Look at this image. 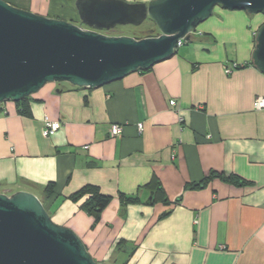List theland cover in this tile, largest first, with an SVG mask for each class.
Instances as JSON below:
<instances>
[{"label": "crops", "instance_id": "0c3cea01", "mask_svg": "<svg viewBox=\"0 0 264 264\" xmlns=\"http://www.w3.org/2000/svg\"><path fill=\"white\" fill-rule=\"evenodd\" d=\"M2 1L79 25L76 0ZM262 24L261 14L215 8L202 36L147 71L100 88L46 84L27 99L28 116L1 104L0 193L34 194L98 263L264 264V109L253 108L264 75L251 64ZM45 116L61 125L49 138ZM86 185L111 197L94 227L70 200Z\"/></svg>", "mask_w": 264, "mask_h": 264}, {"label": "water", "instance_id": "95a60500", "mask_svg": "<svg viewBox=\"0 0 264 264\" xmlns=\"http://www.w3.org/2000/svg\"><path fill=\"white\" fill-rule=\"evenodd\" d=\"M79 25L18 9L0 0V105L17 103L46 84L100 88L173 57L179 40L215 8L264 16V0H76ZM154 25L147 36H111L115 28ZM252 66L264 75V24L255 34ZM0 264H108L55 224L32 193H0Z\"/></svg>", "mask_w": 264, "mask_h": 264}, {"label": "trees", "instance_id": "16d2710c", "mask_svg": "<svg viewBox=\"0 0 264 264\" xmlns=\"http://www.w3.org/2000/svg\"><path fill=\"white\" fill-rule=\"evenodd\" d=\"M145 36H147V33L143 34L142 36H139V38ZM239 68L240 67L238 66L236 69ZM27 99L28 98L23 99L16 103V105L19 106V113L26 116L30 114L29 108L26 105ZM211 177H213V175ZM211 177H208L204 181L200 182L198 185L187 184L185 186V189L200 188L201 186H204L206 181L209 180ZM236 180L237 179L235 177L229 179V181L231 182H236ZM53 189H54V185L53 183H50L44 190L45 195L50 196L53 192ZM123 197H124L123 195H120L121 199H123ZM70 200H72L75 203L80 202L79 209L85 212L88 216H90L93 219L92 227H94L99 223L102 212L110 204L111 197L101 194L99 189L95 186L86 185L82 187L79 191H77L75 194H73L70 197Z\"/></svg>", "mask_w": 264, "mask_h": 264}, {"label": "built area", "instance_id": "2783aa9c", "mask_svg": "<svg viewBox=\"0 0 264 264\" xmlns=\"http://www.w3.org/2000/svg\"><path fill=\"white\" fill-rule=\"evenodd\" d=\"M193 36H202L200 32L196 30L190 33V38ZM184 44V40H179L177 43V48L181 47ZM238 65L233 64L231 68L225 69V74H230L232 70L236 69ZM170 106H174V101H171ZM253 108L256 111H261L264 109V99L258 97L253 102ZM43 128L41 130V135L43 138H49L54 135L61 127L59 122L51 121L48 117H44L42 120ZM137 131L140 134L142 132V124L137 125ZM122 128L120 125L113 124L110 127V136L111 137H119L121 135Z\"/></svg>", "mask_w": 264, "mask_h": 264}, {"label": "rangeland", "instance_id": "374dc122", "mask_svg": "<svg viewBox=\"0 0 264 264\" xmlns=\"http://www.w3.org/2000/svg\"><path fill=\"white\" fill-rule=\"evenodd\" d=\"M219 9V7H217ZM149 25H152V22L149 19H146L139 27H131V26H123L115 28V31H123L124 33H128L130 31H138L147 28ZM187 41H184L186 43ZM179 49V48H177Z\"/></svg>", "mask_w": 264, "mask_h": 264}]
</instances>
